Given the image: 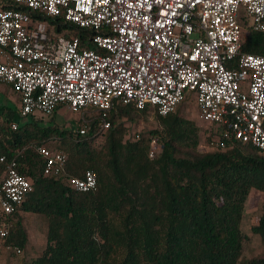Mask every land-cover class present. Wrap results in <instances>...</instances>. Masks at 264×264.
<instances>
[{
  "label": "built area",
  "instance_id": "1",
  "mask_svg": "<svg viewBox=\"0 0 264 264\" xmlns=\"http://www.w3.org/2000/svg\"><path fill=\"white\" fill-rule=\"evenodd\" d=\"M8 1L95 32L96 50L84 49L72 29L59 31L29 11L0 8V84L20 96L23 119L67 108L82 116L77 135L86 136L87 124L96 119L102 137L118 105L151 108L165 118L194 98L200 121L264 153V56L242 47L243 19L247 28L264 33V0ZM152 145L154 156L158 140ZM37 151L45 176H66L68 156L62 149ZM23 166L18 158L8 162L0 182V241L8 238L12 217L34 191ZM97 179L87 170L67 182L85 193L97 189Z\"/></svg>",
  "mask_w": 264,
  "mask_h": 264
},
{
  "label": "trees",
  "instance_id": "2",
  "mask_svg": "<svg viewBox=\"0 0 264 264\" xmlns=\"http://www.w3.org/2000/svg\"><path fill=\"white\" fill-rule=\"evenodd\" d=\"M4 1L0 8L29 11L58 25L59 31L72 29L82 48L96 50L92 30ZM243 21V52L264 56V33L250 30ZM60 108L48 122L25 118L31 119L17 130L11 128L14 118L0 123V159H6L0 161V182L14 158L24 165L21 173L34 182V191L12 217L8 238L0 242L19 248L24 256L29 238L22 214L48 222L45 249L21 264H264V256L240 262L249 196L252 190L264 194L262 151L211 129L205 134L211 149L203 152L199 126L178 110L162 118L151 108L122 105L112 111L105 136L100 137V123L93 119L82 137L55 124ZM8 109L15 110L0 106V118ZM150 114L159 128L131 135L126 123H139ZM156 139L160 151L152 156ZM39 147L67 154L65 177L45 176ZM87 170L95 171L97 189L75 191L67 179L82 178ZM262 214L252 233L264 246V204Z\"/></svg>",
  "mask_w": 264,
  "mask_h": 264
},
{
  "label": "rangeland",
  "instance_id": "3",
  "mask_svg": "<svg viewBox=\"0 0 264 264\" xmlns=\"http://www.w3.org/2000/svg\"><path fill=\"white\" fill-rule=\"evenodd\" d=\"M0 4L4 3V0H0ZM243 15V12H242ZM247 32L244 31V37ZM3 85V84H1ZM14 110V106H12ZM16 109L13 111L15 112ZM6 112L0 119V123H6V121H11L14 118V122L17 124H23L29 122L31 118L23 119L20 115L15 112ZM178 113L186 119L193 121L199 126L201 130L202 138V147L203 152L209 151L211 148L208 146L206 139V132L209 133V130L213 129L215 133L221 132V128L217 125L206 124L199 120L198 110L196 106V101L194 98H189L186 103L179 105ZM81 114L74 113L67 108H60L58 113L55 115V124L69 130H73L76 126L79 125L81 121ZM38 119L42 118L44 122H48V117L44 115H38ZM40 125L47 126V123H41ZM126 126L130 127V133L133 134H148L159 128V121L152 114L148 115L139 123H126ZM159 146V145H158ZM157 147H155L156 150ZM263 204H264V194L256 190H252L248 203L246 205L243 223H242V232L245 236L244 247L240 262L244 259H253L260 258L264 256V246L262 244L261 238L252 233V228L258 224V221L263 215ZM24 216V223L26 231L29 238V245L24 251V256H17L14 252L8 250L4 251V245L0 244V264H21L23 259L30 260L38 255H40L46 247L47 241V232H48V222L47 218L40 217L34 214H22ZM2 249V250H1ZM7 249V248H6Z\"/></svg>",
  "mask_w": 264,
  "mask_h": 264
},
{
  "label": "crops",
  "instance_id": "4",
  "mask_svg": "<svg viewBox=\"0 0 264 264\" xmlns=\"http://www.w3.org/2000/svg\"><path fill=\"white\" fill-rule=\"evenodd\" d=\"M1 3V2H0ZM1 5V4H0ZM20 96L14 92L10 86L7 85H1L0 84V106L1 105H6L8 107L14 106L15 109H17L19 111L20 109ZM10 111L5 110L4 115L6 114V112ZM12 112V111H10ZM1 120V119H0ZM1 244V243H0ZM2 250V249H1ZM4 251H8V249H6V247L4 248Z\"/></svg>",
  "mask_w": 264,
  "mask_h": 264
}]
</instances>
